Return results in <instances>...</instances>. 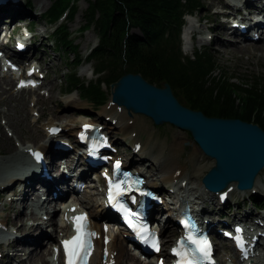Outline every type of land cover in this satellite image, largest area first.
Returning <instances> with one entry per match:
<instances>
[{"label": "rangeland", "instance_id": "rangeland-1", "mask_svg": "<svg viewBox=\"0 0 264 264\" xmlns=\"http://www.w3.org/2000/svg\"><path fill=\"white\" fill-rule=\"evenodd\" d=\"M24 1L25 0L20 1V4L23 5ZM28 1L30 2L31 7L30 10L27 9L26 11H28L30 15L23 12L18 13L20 11L11 13L13 15L2 14L4 12L0 11V48L3 44L12 48L14 45V39L21 35H27L24 32L28 29L30 31V33H28L30 35L29 40L32 49L24 53L27 58L23 60L22 63L25 61H31L32 59L36 61V63L32 62L35 66L34 69H38L37 67L42 65V70L38 73L37 90L28 89L25 91L19 88L20 90L17 92L15 91L17 88L14 90L16 87L15 82L11 81L9 85H6L3 82V78L6 75L0 74L2 87L7 91L6 94H0V98L6 96L5 99H0V134H3V137H6L9 142L7 143L6 141H3L0 135V178H2L0 180V222L2 221L4 223V225L0 226L2 228V230L0 229V253L2 255L0 257V264H19L20 260L23 259V256L25 255L23 253L21 255H16L15 252L21 251L20 248L29 250L31 246V243L21 241L27 231H18L14 222H18L20 217L22 218L23 216V218H25V225L29 226L32 224L31 229H33V226L37 224L36 220H32L34 219L33 216H36V213L42 216L49 215L52 219H54L57 215L61 214V209H63L61 205L60 211L52 215L54 202H57L54 201L51 205L46 206V208L43 206L41 212H37L34 211L33 204L35 202L33 201L28 202L27 205L24 206V209L22 208L23 212L20 216H15V211L20 205L13 198V192H17L19 186H17V184L14 186V181L5 186V184L9 181L4 182V180H6V176L12 177L19 176L21 174L20 172L28 163L23 156L26 153L28 146H37L44 143L45 138L43 136V132L46 130L44 128V124L47 121L56 120V124L61 122H72L73 125L75 124V126L77 125L78 127L81 119L83 120L84 118L90 117L92 122L95 123L96 121L94 120H97V118L100 119V115L102 116L103 122H105L108 126H112L108 129L110 135L109 137L112 143L117 145L118 155L126 160H131L132 158L134 161H143L144 165L140 166L143 174H145V178L146 174H149L156 182V187H159L161 190L165 189L163 182L161 183L158 180L159 173L157 170V160L159 161V157H161L162 160L163 157L171 155V158L178 159L182 167H178L177 165L172 167L173 161L171 160L168 168L166 169L172 168L174 170L177 168L181 171V173L183 172V169L186 171V176L182 173V177L185 178L184 181L187 182V187L185 186L186 189L184 187V192H180V194L184 198H189L200 204V196L202 195L204 198L207 197L206 205L208 206L210 213L206 211L209 213L206 217L209 215L219 217L225 214V217L229 222H234L239 219V214L244 210H251L255 213V216H253L256 217L255 220H253L255 223L259 219H264V214L262 213L264 212V209L262 212H259L251 205L250 202H247L249 196H251L252 193H255L254 195L259 196L262 199L260 204L262 202V205H264V173H262V170L258 174L256 182L252 187L253 191L244 190L240 192L235 188L230 190L227 189L224 191L226 193L229 190L227 196L221 201L218 197L219 194L200 192V189L203 187L200 183L201 178L214 164V159L206 156L200 150L188 131L177 128L170 123L155 125L149 117L142 114L134 113L129 116L124 108H119L116 105H109V101L99 108H92L88 102L79 99L75 91L65 93L64 77L71 71L72 65L70 64V61L74 59V54L72 52L66 53L64 49H60L59 47L56 48L55 44H53L52 37L50 36V33L53 31L55 25L54 23L48 22L41 17V15L49 8L52 0ZM75 1L77 11L74 14L73 19H68L66 13H64L61 15L58 23L63 22L68 26L69 32L71 33L70 37L72 39V43L77 46L74 53H77L76 55L79 64L77 63L74 70L79 78L83 80H90L94 77V74H92L91 71H93L95 59L91 58V60H89L86 58L90 48L97 44V34L93 28L83 31L80 30L81 25L84 23L83 14L87 7V3L85 0ZM200 2L202 3V9L200 11L193 12L192 16H186L184 19V22L186 20L185 23L188 24V29H200V33L194 35L193 51L185 50L181 43V51L183 54L192 56L194 51H205L215 60L218 70L215 72L217 73V76L226 75L231 78L233 82H245L249 78H257L261 81V84L264 85V51L258 50L259 44L264 43L262 42L263 40L260 42H252L249 39H235L234 37L228 35L225 31L221 30V27L214 30V34H208V32H211L210 26L214 23H220L219 17L217 18L215 16L214 18L216 19L213 20V16L215 15L214 12L220 9V7L217 0H200ZM216 4H218V6ZM214 5H216V7ZM200 16L202 20L199 22L198 20ZM30 21H33V24L29 23ZM207 27H209V29H207ZM215 37H218L220 40L214 41V39H216ZM226 38L230 40H226ZM234 39L235 41L240 40L239 42L249 43L254 46L255 51H242V53H239L238 50L233 47L235 53H232L226 50L230 48L221 45L222 43H226L232 47V44L235 43L233 42ZM154 85L159 87L163 86V84ZM103 88L109 94L110 86L103 85ZM176 98L182 105H184L179 96L176 95ZM121 109L125 111L124 116L127 119L126 122L124 120H119L117 124H113L114 120L112 119L117 118L119 115L117 112H120ZM79 113L81 114L78 115ZM133 119H135V121L130 124ZM66 136L72 137L74 136V133H69ZM66 136L62 135L63 138L69 140ZM69 141L71 143L72 138H70ZM136 142L141 145V147L143 146L144 149H139L138 151L135 147ZM18 160L21 161V163ZM75 173L76 171L70 174L73 182L77 181ZM167 185L173 190L176 188L172 184L167 183ZM94 188H97V190ZM91 189L89 186L84 185L82 187V192H78L77 194L80 197L83 196V194L89 193L88 191H93L94 189L97 192L94 194L95 200L98 197V186H91ZM181 190L183 191V189ZM186 193L188 195H186ZM199 193L201 195H199ZM69 194L70 198L68 200V204L72 201L76 205L78 201L73 200V196L75 195L71 192ZM169 198L171 199L172 197ZM9 202L15 203L14 211H9L7 208L9 207ZM221 203L227 204L228 206L230 205L231 210H229L228 207L219 209L217 204ZM171 206L172 203L170 201L166 202L165 207L168 209L162 210L161 214L163 212L164 214H160V232L163 239H168L169 233L174 231ZM88 207L89 211L93 209V205L91 206L89 204ZM29 210H33L34 214ZM231 215H234V219L231 218ZM42 216L41 219L46 221L47 224L40 226L43 233L41 235H53L55 227L57 228L55 231L56 235L62 233L63 229L61 227H57L55 222H49L48 219H43ZM60 217L61 215L58 218ZM240 217L244 218L241 215ZM229 222H226V224ZM163 225L166 226V232L162 231ZM168 229L170 230L169 233ZM12 234L22 236L21 240L16 242V248H12L7 244L8 241L12 240V238L9 239ZM115 235L118 238H121L119 234ZM43 241V245L48 248L50 253L51 243L56 240H49L48 238L43 237ZM167 241V245H169L170 241ZM216 243L218 247L216 263L236 264V261H234L231 257L234 256L233 251L227 246L228 241L218 240ZM124 246L128 249L130 254H135L127 244H124ZM13 251L14 254H12ZM129 257L123 256L118 264H154L151 261L152 258H139V260H137L135 258L129 259ZM220 259H222V261H220ZM52 264H58V260L55 259Z\"/></svg>", "mask_w": 264, "mask_h": 264}, {"label": "trees", "instance_id": "trees-1", "mask_svg": "<svg viewBox=\"0 0 264 264\" xmlns=\"http://www.w3.org/2000/svg\"><path fill=\"white\" fill-rule=\"evenodd\" d=\"M85 1L80 30L93 28L97 34V44L87 54V59H95L94 77L90 80L79 78L74 70L79 64L74 53L77 46L72 43L68 26L58 23L65 12L68 19H73L76 1L52 0L41 15L55 25L50 36L56 48L74 54L71 71L64 77L65 93L75 91L79 99L99 108L109 98L103 85L110 86L130 72L153 84L167 82L185 106L207 116L240 118L264 129V85L259 79L233 82L226 75L217 76L215 60L205 51H194L192 56L181 51L185 15L200 11V0ZM25 4L24 11L30 10V2ZM25 14L30 15L27 11ZM261 200L259 196H250L254 206L258 207Z\"/></svg>", "mask_w": 264, "mask_h": 264}, {"label": "bare ground", "instance_id": "bare-ground-1", "mask_svg": "<svg viewBox=\"0 0 264 264\" xmlns=\"http://www.w3.org/2000/svg\"><path fill=\"white\" fill-rule=\"evenodd\" d=\"M217 1L219 3L220 9H218L214 12L215 15L213 16V18L215 16L217 18L219 17L220 23L219 22H218L219 24L214 23L215 25L213 24L212 26H210L211 32H208V33L214 34V30L221 27V30L225 31L228 35L234 37L235 39L236 38H239V39L241 38L240 40H246V39L248 40L249 39L252 42H260L263 40L262 42H264V36H263L262 32L258 33V39L257 40L253 39L254 34L250 33L252 31H254V28L252 26L253 22H251V19L254 16L260 14V20H264V0H217ZM216 5L218 6V4H216ZM216 5H214V6L216 7ZM207 8H209V7H207ZM215 19L216 18H214L213 20H215ZM200 20H202L201 16L199 17L198 21L200 22ZM261 26H262L261 22L255 25V27H261ZM207 29H209V27H207ZM241 29H244L245 33L242 34L240 32ZM192 32L194 33V35H197L198 33H200V29L193 28ZM24 33H26L28 36L27 35H25V36L21 35V36H18L15 38L16 41L24 47V50L18 51L17 48H15V47L11 48L8 46H1V49L5 52L6 55H12L16 58L22 59V61L27 58L26 55H24V53L26 51L31 50L32 46H31V43L29 40L30 39L29 33L27 31H25ZM215 38L216 39H214V41L220 40V39H218V37H215ZM235 39H234V41L231 40V41L235 42L232 44V47L227 45L226 43H222L221 45L226 46L227 48H230V49H226V50H228L232 53L233 52L235 53L234 48H236L239 53H242V51H245V52H248L251 50L255 51L254 46L250 45L249 43L239 42L240 40L235 41ZM226 40H230V39L226 38ZM258 50L264 51V43L259 44ZM253 55H254V52H253ZM29 62L30 61H25L24 64L26 65ZM32 66H34V65L29 66L27 69H30V67H32ZM11 81H12V79L8 75L3 78V82L6 85H9ZM1 83H2V81L0 82V94L1 93L6 94L7 91L5 88L2 87ZM15 89H16V87L14 88V90ZM19 90L20 89H16L15 91L19 92ZM22 90L26 91L28 89L22 88ZM34 90H37V89H34ZM19 94H21V93H19ZM5 97L6 96L1 97L0 99H5ZM124 112L125 111L123 109H121L120 112H117V113H119V115L117 116V118L112 119V120H114L113 124H117L119 122V120H124L126 122L127 119L124 116ZM80 114L81 113H79L78 115H80ZM99 117L101 120L99 118H97L96 122L93 124L97 125V126L101 125L102 126L101 131L108 134L109 133L108 129H110L112 126L111 125L108 126L105 122H103L102 116L99 115ZM55 121L56 120L47 121L44 124V128L47 130L49 127L61 126V127H63V131L61 129L59 133L52 135L48 131L44 130L45 131V132H43V136L45 138L44 143L37 145V146H32V145L28 146V148H32V150L39 149L40 151H43L45 153V160L47 162L45 164H46V168H48L47 173H48L49 177H43V176H41L40 173L37 174L38 170H40V172H42L41 165L39 164L36 167V176L32 177L28 173H26V171H25L23 174H20L19 176H14V177L6 176V180H4V182L9 181L7 184H5V186L12 183V181H14V186L16 184H17V186H19L17 192L16 191L13 192V195H14L13 198L20 205L17 208V210L15 211V216H17V215L20 216L21 213L23 212L22 208L24 209V206H26L28 202H33V201L35 202L33 205L35 206V210L37 212H38V210H42L43 206H45V208H46V206L51 205L54 201H57V202H54V210L52 211V215L54 213L60 211L61 205L63 207V214H64V210H66L70 206H72V201H71V203L68 204V199L70 198L69 197L70 192L75 195V196H73V200L79 201V206L83 205L82 204L83 198H80L77 194L80 191V189L78 186L74 185L73 179L71 178L72 176L70 175L74 171H76V169L79 167V164H78L80 161L79 157H78V161L75 162L74 158H73L74 154L72 152H65L63 150H52L48 146L55 145L56 142H50L49 144L46 143L47 141H50V140L53 141V140H57L58 138H63L62 135L66 136L69 133H75L77 130V125L76 126H75V124L73 125L72 122H64V123L61 122V123L56 124ZM134 121H135V119H133V121H131L130 124H132ZM86 122H88V121L81 119L80 124H83ZM66 132H68V133H66ZM0 135H1V138L3 141H6L7 143H9L7 141L8 139L6 137H3V134H0ZM135 144L137 145L138 149H144V147L143 146L141 147V145H139L137 142ZM26 152H27V150H26ZM25 154L23 155L25 160H27L28 162H31V164H33V160H32L33 158L30 159V158H28V154L27 153H25ZM56 157H60V158L65 157L64 161H65L66 170H64V171L62 170L61 173L59 172V167L61 166L59 163H61V162H59L60 160L56 161L55 160ZM29 159H30V161H29ZM171 160L173 161L172 167L175 165H177L178 167H182L181 163L178 161V159L177 158H171V155L167 156V157H163L162 160H161V157H159V161L157 160V170L159 173L158 174V180L161 182H166L165 183L166 186H168L167 185V183H168V184H172L174 187H176L174 190L170 187L169 188L172 189L177 194L176 197L178 198V196H179L178 193L184 192V187L181 185V183L185 179L182 177V173L185 174V176H186V171L183 169V172L181 173V171L177 168L174 170L172 168L166 169V168H168ZM129 161L132 164L143 162L141 160L134 161V159H132V158ZM19 162L21 163V161H19ZM23 163H24V161H23ZM53 169H55V170H53ZM261 170L263 171L262 173H264V167ZM52 172L55 174L52 175ZM1 179L2 178H0V180ZM82 179H83V176L80 173L78 175V180H82ZM87 179H89V177ZM146 179H147V182L151 186L154 187L156 185V182L152 179V177L149 174H146ZM255 182H256V179H255ZM85 183H87L86 186H89L90 189H91V186H96V183L94 182L93 179H91L90 181H86ZM185 183L187 184V182H185ZM186 184H185V186H186ZM186 187H185V189H186ZM203 187H202V190L204 191ZM228 187L230 189L235 188V184L230 183ZM94 189H93V191H88L89 193H87V194H83L84 200H87V199L90 200V199L94 198V194L97 193L95 191V190H97V188L95 190ZM181 189H183V191ZM54 192L56 193L55 195H53ZM160 193L161 192H159V195H162ZM186 195H188V194L186 193ZM205 196H207V195H205ZM206 198L207 197L204 198V197L200 196L199 199H200L201 204L196 203L189 198H188L189 200H187V201L195 209V213H196L198 219L202 222V224L207 229H209L210 232H212L220 224L225 225V229H228V230L233 225L237 224V225H242L245 230L250 231V230H252L249 228L250 223H254V225L256 226V230L251 232L250 237L255 236L257 233L263 232L264 228H263V225L261 223H264V219H259L255 223L252 220V217L255 216V213L251 210H244L242 213L239 214V217H238L239 219L235 220L234 222L233 221L229 222L226 219L225 214L223 216L218 215L219 217H214L213 215H209L208 217H206V215L210 213V211L208 210L209 208L206 205ZM64 199H66V200H64ZM183 200H184V198L180 199V201H179V203L181 204L180 208L184 207ZM17 202H16V204H17ZM86 203H89V202L86 201ZM217 205H218L219 209L224 208V207L225 208L229 207L227 204H223V203L217 204ZM7 208L9 209V211L10 210L14 211L15 203L9 202V207H7ZM206 211H208L209 213H207ZM30 212H32L34 214L33 210H31ZM260 212H262V211H260ZM89 213H90V217L92 220L93 227L96 228L98 230V232L101 233V237L99 239H97V241L94 244V248L92 251V255L90 257V263L89 264H108L112 261L115 264H118L121 261L123 256L129 257L130 255L131 256L129 257V259L135 258V259L139 260V258L136 255L129 253L128 249L124 246L123 241L119 240L115 234H112V232L105 233L102 230V223L97 221L99 219V217L105 213V210H103L102 207H96L95 209H92L91 211H89ZM262 213L264 214V212H262ZM162 214H164V212ZM240 215L243 216L244 218L240 217ZM41 216L42 215H38L37 213H36V216H33L34 219H32V220L37 221V224L33 226V229H31L32 224H30L29 226L25 225V218H23V216H22V218L20 217V220L18 222H14L15 223L14 225L16 226V229L18 231L26 230L27 233L23 237L22 240H21L22 236H15L11 241H8V243H7L8 246H10L12 248H16L15 244L18 240H21L22 242H25V243H31L29 250L20 248L21 251L15 252L16 255H21L22 253L25 255V256H23V259L20 260L19 264H49V259L47 257L50 255L51 250L53 248V245L56 242L54 241L51 243L52 248L50 249V253H49L48 248H46V246L43 245V242H44L43 237L48 238L49 240H57L58 234L57 235L55 234V231L57 230V228L55 227L53 235L52 234L41 235L43 233H42V229L40 228V226L47 224L46 221H43L41 219ZM231 218L234 219V215H231ZM254 218H256V217H254ZM48 220H49V222H55V224H56L55 218L52 219L50 216L48 218ZM226 222H229V223L226 224ZM1 223H3L2 221L0 222V225H4V223L3 224H1ZM66 228L67 227H64L62 229L64 230ZM165 228H166V226L163 225V227H162L163 232L166 230ZM169 232H170V230L168 229V233ZM105 235H107V238H108L107 244L104 243ZM258 238H259V242L262 240L264 241V239H262V237H258ZM259 242H257V245L259 244ZM163 246H167V239H164ZM124 247L126 250L124 249ZM104 249L108 254L107 259H106V263H104L102 261V256H103V253L105 252ZM217 251H218L217 246H214V252H217ZM12 254H14V251ZM231 257L233 258L234 261L238 260V256L234 255ZM220 261H222V259H220ZM7 264H10V263H7Z\"/></svg>", "mask_w": 264, "mask_h": 264}, {"label": "water", "instance_id": "water-1", "mask_svg": "<svg viewBox=\"0 0 264 264\" xmlns=\"http://www.w3.org/2000/svg\"><path fill=\"white\" fill-rule=\"evenodd\" d=\"M111 104L122 106L128 115L149 117L155 125L170 123L188 131L193 141L214 164L201 183L210 192L251 190L264 167V129L240 118L207 116L182 105L165 82L156 86L140 74L125 73L110 84Z\"/></svg>", "mask_w": 264, "mask_h": 264}, {"label": "snow or ice", "instance_id": "snow-or-ice-1", "mask_svg": "<svg viewBox=\"0 0 264 264\" xmlns=\"http://www.w3.org/2000/svg\"><path fill=\"white\" fill-rule=\"evenodd\" d=\"M21 86H23V82ZM84 127L87 129L90 125H84ZM115 167L117 169L119 168V162L116 163ZM130 190V187H126L123 181L119 183L109 182V201L116 202V206L119 210L124 212L125 220L129 226L135 229L137 226L131 219L135 214L130 213L123 204L118 203V197ZM70 211L74 212L75 208L70 209ZM65 219H69V217L66 216ZM70 219L75 234L71 236V238L61 241L65 256V264H88V258L92 252L91 239L97 234L88 231L86 226V214L80 213L79 215H73ZM237 231L240 230L237 229ZM105 232H107V226H105ZM137 234L140 236L141 240L145 243H149L155 251L159 252V241L154 233H149L146 228L141 227ZM188 239L195 245V248L189 252L184 249L183 242H179L178 246L172 249L174 255L178 257L176 264H200L201 261L210 259L211 245L207 239H193L191 236H189ZM107 242L108 238L105 236V244H107Z\"/></svg>", "mask_w": 264, "mask_h": 264}]
</instances>
